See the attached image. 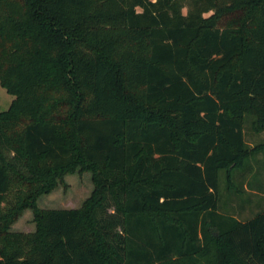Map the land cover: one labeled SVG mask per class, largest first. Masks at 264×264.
Returning <instances> with one entry per match:
<instances>
[{
	"label": "trees",
	"instance_id": "trees-1",
	"mask_svg": "<svg viewBox=\"0 0 264 264\" xmlns=\"http://www.w3.org/2000/svg\"><path fill=\"white\" fill-rule=\"evenodd\" d=\"M0 82V264H264V207L227 206L264 152V0H0ZM75 169L83 206L39 208Z\"/></svg>",
	"mask_w": 264,
	"mask_h": 264
},
{
	"label": "rangeland",
	"instance_id": "rangeland-1",
	"mask_svg": "<svg viewBox=\"0 0 264 264\" xmlns=\"http://www.w3.org/2000/svg\"><path fill=\"white\" fill-rule=\"evenodd\" d=\"M14 95L10 94L0 82V111L7 110ZM254 117L247 115L244 120V136L247 145L254 148L264 143V129L257 130L253 124ZM233 180L243 188L242 195L248 198L245 204H227L231 211L237 210L236 216L240 219H247L264 207V152L252 155L249 159V166L243 173L236 170L233 173ZM228 182L226 173L221 174V191L224 198L228 195ZM94 190L92 172L74 171L63 174L57 185L50 192L40 194L36 200L39 208H79L91 196ZM29 187L23 182L13 185V190L7 196L4 209H9L15 204L18 195H26ZM237 201V200H236ZM242 205V208L239 206ZM112 209H109L111 211ZM12 230L31 232L36 229L34 211L31 207H25L11 225Z\"/></svg>",
	"mask_w": 264,
	"mask_h": 264
}]
</instances>
